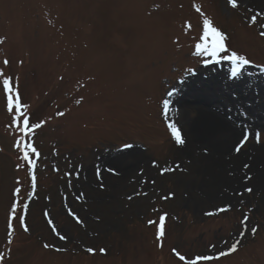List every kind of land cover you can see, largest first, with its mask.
Here are the masks:
<instances>
[{
  "label": "rangeland",
  "instance_id": "obj_1",
  "mask_svg": "<svg viewBox=\"0 0 264 264\" xmlns=\"http://www.w3.org/2000/svg\"><path fill=\"white\" fill-rule=\"evenodd\" d=\"M237 2L0 0V264H184L177 253L216 256L237 242V251L201 264H264V171L258 182L207 188L195 161L206 137L189 133L202 102L179 85L222 67L232 80L253 71L264 80V16L251 19L264 0ZM205 16L226 36L227 55H243L249 67L233 75L223 57L197 51L211 50V34L201 40ZM4 79L13 103L18 94L27 106L15 124ZM223 94L205 93L215 108L252 120ZM25 117L41 127L24 135ZM248 127L232 148L246 155L245 178L264 149V127ZM26 144L36 149L31 167Z\"/></svg>",
  "mask_w": 264,
  "mask_h": 264
},
{
  "label": "bare ground",
  "instance_id": "obj_2",
  "mask_svg": "<svg viewBox=\"0 0 264 264\" xmlns=\"http://www.w3.org/2000/svg\"><path fill=\"white\" fill-rule=\"evenodd\" d=\"M263 0H248L255 6H259ZM213 69L205 71L211 72ZM226 68H218L215 73L209 75H198L189 82H183V86L188 84L184 90H189L191 88L192 94L199 96L198 98L202 103H197V106H202L199 108L194 107L195 114L198 112L196 117L194 127L189 126L191 129L189 133H196L199 136L205 138L204 143L200 147L203 149H197L199 151L205 150L207 153L203 155L199 154V158L195 161L204 163V171L209 179L205 182L208 189L214 190L221 186L227 190L233 189L231 182L235 185L237 180H250V181H261V174L264 171V149L262 153L258 156L254 155L251 163L248 165V171L250 170L251 177L245 178L247 172L244 169L243 156L246 155H236L232 152V148L236 146L237 141L241 137V133L248 131L247 128L254 127L255 129L264 127V80H259L258 76L254 73L249 75L250 78L245 80H232L226 74ZM205 74V73H204ZM171 89V97H177L181 92L179 89L177 91V86ZM209 90H216L217 92L224 91L223 102L235 103V106L240 104L247 107L251 113V119L245 118L244 116H236L233 114H228V112L215 108L213 104V97H206L205 93ZM190 91V90H189ZM206 91V92H205ZM239 93H237V92ZM183 91L182 93H185ZM232 95L237 94L236 98H231L228 93ZM214 96V95H213ZM168 98L167 101H170ZM181 101L187 102L185 96L179 97ZM198 101V100H197ZM201 104V105H199ZM187 109V107L185 106ZM194 129V130H193ZM201 131L202 133H198ZM248 154V153H247ZM241 166V167H240ZM262 166V167H261ZM262 168V170H261Z\"/></svg>",
  "mask_w": 264,
  "mask_h": 264
},
{
  "label": "snow or ice",
  "instance_id": "obj_3",
  "mask_svg": "<svg viewBox=\"0 0 264 264\" xmlns=\"http://www.w3.org/2000/svg\"><path fill=\"white\" fill-rule=\"evenodd\" d=\"M228 5L233 8L236 9L238 7V2L237 0H227ZM196 11L200 12V14L203 16L204 14L201 12L199 7H196ZM260 16H264V12H257L255 15L252 16V22L255 23L257 18ZM209 34H211V38H212V43H211V50H209V47L205 46L202 48L201 44H197L196 48L197 51H203L204 53L211 55V56H216L221 52H227L228 49L224 43V41L226 40V36L221 33L218 29H216L213 24L212 21L207 18L206 16L203 19V36L201 37V40H207L209 38ZM260 36L264 37V31L260 32ZM226 59L230 60L231 63L233 64V75L236 74V72L238 71V69L244 65H247L249 63H251L249 60H247L243 55H239L235 52H232L231 55L226 56ZM5 64H7V61H4ZM0 75H3L2 73H0ZM3 88H4V92L7 95V110L9 111V113H12L15 110L16 115H13V124L16 123V121L20 118V113L22 110V107L26 108L27 106H22L19 102V96L17 94V96L15 97V104L13 103V97L11 95L12 89L10 88V80L9 79H4L3 80ZM169 95H171V93H169ZM77 103H79V101H77ZM165 108L168 107L167 103H165L164 105ZM58 115H64V113H58ZM41 127L40 123L37 124H29V120L27 117L24 118L23 120V128L20 129V131L24 134V135H29L30 132H34L35 129ZM169 129L171 131V134L173 136V138L175 139V142L180 145L184 143V140L181 137V134L179 132V130L172 124H169ZM244 140H247V135H245ZM19 143V141H18ZM126 147H130V146H126ZM29 150L32 153L36 152V149L31 145V144H26L24 145V148L21 150L23 152L22 155V159L27 161L29 163V167L32 166V162L29 160ZM236 151L239 152L240 148H236ZM109 171H113L112 169H109ZM33 187H35V177L33 176ZM19 189H16V193L19 194ZM246 191L251 192L252 189L248 188L246 189ZM16 208L17 205L14 203L11 209V215L9 217V235L11 236L12 234V219L14 218V214L16 212ZM227 209H222V211H226ZM245 219H247V217H245ZM161 220V229L158 231L157 234V239L159 240L161 238V236L163 235V221H164V217L162 216L160 218ZM77 223H80L79 219L77 218ZM55 231V229H53ZM25 231H27V228H25ZM251 232L253 235H255V233L257 232L256 228H252ZM243 235V233H242ZM60 239H66L64 236H60ZM9 243H11V240H9ZM239 243V242H237ZM237 243H233L231 245V247L224 252H220L219 255H204V256H197L195 259L192 260H186L184 256L182 255H178L179 259L181 261H184V264H201V262H210L212 260H217L220 257L226 256L230 253H233L235 251H237ZM45 248H48L49 245L45 244L44 245ZM89 252H92V249H88ZM175 251V250H174ZM101 252H104V249H101Z\"/></svg>",
  "mask_w": 264,
  "mask_h": 264
}]
</instances>
